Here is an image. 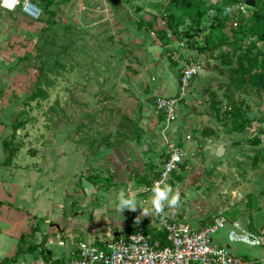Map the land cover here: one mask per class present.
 Instances as JSON below:
<instances>
[{
	"label": "rangeland",
	"instance_id": "374dc122",
	"mask_svg": "<svg viewBox=\"0 0 264 264\" xmlns=\"http://www.w3.org/2000/svg\"><path fill=\"white\" fill-rule=\"evenodd\" d=\"M37 1L44 15L34 23L19 12L3 10L0 0V135H29L20 164L24 165L23 160L41 163L40 158L31 159L28 151L42 153L45 146L54 149V142L45 145L43 139L48 135L90 138L139 134L132 119L140 116L141 101L158 83L155 69L174 64L171 67L178 69L180 83L183 66L197 63L203 70L182 102L184 122L201 126V135H232L230 115L236 105L253 121L248 130L252 138L237 143L226 160L215 159V167L198 152L195 162L183 172L184 177L171 179L172 193L180 196L179 206L165 205L163 213L188 222L186 217L195 215L204 226L212 221L218 208H230L234 201L251 207L254 201L263 200L264 92L242 87L230 65L238 55L237 40L245 45L251 41L248 28L253 10L244 6L245 0H236L232 16L221 30L227 42L210 50L206 49L205 38L213 33L216 17H222L216 9L218 0H208L205 9L209 10L200 26L188 17L178 25L171 20V16H182L174 9L177 0H53L49 8L52 16L45 13V0ZM147 1L162 2L161 12L154 14L146 9L143 3ZM170 24L177 29L178 39L169 32ZM242 27L248 35L245 40L235 35ZM258 48L264 50L262 44ZM43 91L47 99L32 100ZM189 117L190 121H186ZM190 129L183 132L198 134ZM258 136L261 144L253 146ZM11 143L21 146L17 140ZM63 148L71 146L64 143ZM226 164L227 170L223 166ZM198 167H203L204 172L198 174ZM158 169L149 165L142 176L134 172L130 179L133 190L129 183L106 184L92 208L104 209L109 223L116 225L115 231L128 232L126 225L136 227L131 232L150 230L140 213H149L158 224L160 216L152 204L153 194L134 196L135 211L121 212L120 199H110L119 195L127 199L132 191L139 193V189L149 187L158 177ZM190 172L196 173L195 177H189ZM94 217L97 220L93 225H101V229L109 225L104 220L99 223L102 218L98 215Z\"/></svg>",
	"mask_w": 264,
	"mask_h": 264
},
{
	"label": "crops",
	"instance_id": "0c3cea01",
	"mask_svg": "<svg viewBox=\"0 0 264 264\" xmlns=\"http://www.w3.org/2000/svg\"><path fill=\"white\" fill-rule=\"evenodd\" d=\"M171 66L175 65H162L155 69L158 83L153 86L150 96L142 99L140 116L132 119L139 134L94 135L90 138V135H48L43 139L45 145L54 142L55 148L45 146L42 153L29 150L31 159L36 161L40 158L42 164L23 160L24 165L20 164V159L26 143L31 139L26 142L29 135H0V264H70L79 242L87 241L101 247L110 243L116 225L109 223L104 209L100 207L95 210L92 207L106 184L122 186L129 183L128 187L132 189L130 179L134 178V172L142 176L149 165H155L161 170L167 144L162 136L161 120L155 111L154 101L159 98H175L179 94L178 69ZM179 106L178 120L169 135L181 142L190 153L187 166L195 162L194 158L199 152L215 167L217 158L214 149L223 137L232 138V135H201V126L184 122L183 104ZM190 118L185 120L190 121ZM158 125L161 127L157 130ZM187 128L198 134L193 135L188 131L185 134L183 131ZM186 136H192L193 142H185ZM16 140L21 146L14 147L11 142ZM64 143H69L71 148L64 149ZM8 146L13 147L9 149ZM204 166L206 168L207 164L204 163ZM223 166L227 170V164ZM218 168H215L216 171H221ZM186 169L189 168H182L173 176L172 181L176 177H184ZM196 170L201 174L205 169L198 167ZM195 174L190 172L189 177H195ZM99 179L104 182H92ZM187 183L190 184V181ZM130 194L146 195L134 191ZM120 196L110 200L117 201ZM254 203L250 207L243 203L238 205L234 201L230 208L214 211L216 215L213 218L220 214H225L226 218L229 214L226 218L229 224L239 221L246 230L260 237V247L230 243L227 237L230 225L216 233L213 239L217 245L230 249L235 256L244 258L250 264H264V198ZM147 214L141 212L140 216L149 225L140 223L146 224L150 230H159L158 224L152 221L153 217ZM96 215L102 218L99 223L104 220L109 225L103 229L101 225H93L92 222L97 220L94 217ZM171 215L167 213L166 216L181 221ZM188 216L186 218L189 222H181L195 229L210 223L201 226L197 216ZM125 221L129 224L128 220ZM126 227L128 232L136 228ZM7 260L10 261L5 262Z\"/></svg>",
	"mask_w": 264,
	"mask_h": 264
},
{
	"label": "built area",
	"instance_id": "2783aa9c",
	"mask_svg": "<svg viewBox=\"0 0 264 264\" xmlns=\"http://www.w3.org/2000/svg\"><path fill=\"white\" fill-rule=\"evenodd\" d=\"M1 8L6 12H19L30 22H38L42 13L39 6L31 0H1ZM197 63L184 65L180 76V91L175 98H159L154 108L163 118L162 136L167 144V152L158 177L149 187L139 189V193L153 194V187L159 183L163 188L170 186L174 175L187 167L191 155L181 142L170 136L172 127L178 120V106L190 95L194 80L202 73ZM152 81H155L152 78ZM185 142H193L192 136H186ZM159 231L166 235V246L159 241L152 242L141 232L116 231L110 243L100 247L85 241L77 244L76 252L70 264H250L242 257L235 256L230 249L217 245L214 235L230 225L228 240L230 243L244 244L249 247L262 245L259 236L246 230L239 221L229 224L220 214L209 225L195 229L190 225L159 214Z\"/></svg>",
	"mask_w": 264,
	"mask_h": 264
},
{
	"label": "trees",
	"instance_id": "16d2710c",
	"mask_svg": "<svg viewBox=\"0 0 264 264\" xmlns=\"http://www.w3.org/2000/svg\"><path fill=\"white\" fill-rule=\"evenodd\" d=\"M31 1L35 5L39 6L37 0ZM207 2L208 0H177L175 2L174 9L180 11L182 13V16H171L170 18L178 25L181 21L184 20V18L188 17L193 22H195L197 26H200L202 24L204 16L209 10L205 9V5L207 4ZM235 2L236 0H218L216 9L219 11L220 16L222 17H216L217 25L213 30V33L209 38H205L207 50L215 47L217 48L218 46H222L227 42V38L223 35H220V33L221 30L225 28L226 21L229 20V17H231L233 14ZM53 3V0H45L44 8L46 14L49 13V8H51ZM167 13H170V11H168ZM42 15H44V12H42ZM49 15L52 16L53 14L49 13ZM249 23L250 27L248 28V32L250 33L251 41H249V43L245 45V43H243L242 41L237 40L238 42L236 44V50L238 52V55L235 62L230 64L232 66L231 72L235 75L236 78H239L242 87H247L258 92H264V50L258 48V44H262L264 47V0H256V8L249 15ZM172 24L168 25V30L173 35V37H175L177 36V29ZM161 34L166 35L167 32H161ZM235 35L237 37H240L242 40H245L248 36L246 34V29H244L243 27L240 28L235 33ZM37 98L47 99V94L44 91L39 92L32 98V100H35ZM230 117H232V120L229 134H245L253 124V121H250L242 114L240 106L234 105V114L230 115ZM160 120L162 122L163 118L160 117ZM16 132H18V130ZM252 144L253 146H259L261 144V141L257 137ZM8 148L11 149L12 146H8ZM92 182L97 183L104 181L99 179L92 180ZM253 204L255 205V203ZM228 215H226V218ZM223 216H225V214H223ZM214 219L215 218H213L212 221ZM212 221L210 223H212ZM135 232L143 233L152 242L159 241L162 247L167 245L166 235L159 230L154 229L143 231L136 229ZM21 241H23V238L21 239ZM9 261L10 260H7L5 262Z\"/></svg>",
	"mask_w": 264,
	"mask_h": 264
},
{
	"label": "clouds",
	"instance_id": "9594fccd",
	"mask_svg": "<svg viewBox=\"0 0 264 264\" xmlns=\"http://www.w3.org/2000/svg\"><path fill=\"white\" fill-rule=\"evenodd\" d=\"M152 204L154 207V210L157 214L163 213V209L165 205H167L170 208L178 207L180 204V196L179 193H172V189L170 186L165 185L163 188L159 186V183H157L153 187V199ZM120 211L123 212V210L128 209L135 211L136 210V201L135 197L133 195H129L127 199L121 195L120 197ZM143 215H148L147 212H144Z\"/></svg>",
	"mask_w": 264,
	"mask_h": 264
},
{
	"label": "water",
	"instance_id": "95a60500",
	"mask_svg": "<svg viewBox=\"0 0 264 264\" xmlns=\"http://www.w3.org/2000/svg\"><path fill=\"white\" fill-rule=\"evenodd\" d=\"M143 6L154 14H159L161 12L162 2L156 3L152 1H147L143 3ZM244 6L247 9L254 10L256 8V0H245ZM231 137L232 138L226 136L223 137L220 143L214 149L215 157L218 160H226L230 156L233 147L237 143L244 139L250 140L252 138V136L249 135L248 131L245 134H232Z\"/></svg>",
	"mask_w": 264,
	"mask_h": 264
}]
</instances>
